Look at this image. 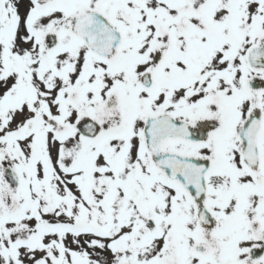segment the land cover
Instances as JSON below:
<instances>
[{"label": "snow or ice", "instance_id": "obj_1", "mask_svg": "<svg viewBox=\"0 0 264 264\" xmlns=\"http://www.w3.org/2000/svg\"><path fill=\"white\" fill-rule=\"evenodd\" d=\"M0 264H264V0H0Z\"/></svg>", "mask_w": 264, "mask_h": 264}]
</instances>
